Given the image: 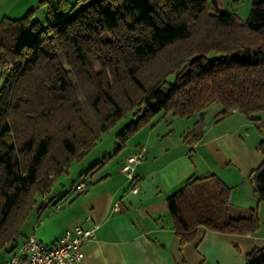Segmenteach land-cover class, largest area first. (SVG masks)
Listing matches in <instances>:
<instances>
[{"label":"trees","instance_id":"16d2710c","mask_svg":"<svg viewBox=\"0 0 264 264\" xmlns=\"http://www.w3.org/2000/svg\"><path fill=\"white\" fill-rule=\"evenodd\" d=\"M75 2L41 0L44 20L33 9L0 21V251L16 243L54 180L129 111L143 110L120 130V147L161 110L200 115L183 134L191 147L215 102L219 118L239 110L258 120L264 111V0H253L244 22L221 0ZM258 151L264 156V138ZM251 178L264 200V160ZM230 190L209 174L168 197L182 243L200 225L242 235L260 228L258 208L233 214ZM246 256V264H264V247Z\"/></svg>","mask_w":264,"mask_h":264},{"label":"crops","instance_id":"0c3cea01","mask_svg":"<svg viewBox=\"0 0 264 264\" xmlns=\"http://www.w3.org/2000/svg\"><path fill=\"white\" fill-rule=\"evenodd\" d=\"M40 1L0 0V21L20 18L33 9L34 19L44 20L47 7ZM259 117L251 120L239 110L222 118L217 115L205 123L203 138L192 147L183 141L185 132L175 137L169 130L155 137L149 132L124 150L118 165L106 169V163V172L92 176L84 191L61 196L50 191L41 197L43 206L31 212L16 243L0 251V264L30 233L53 245L74 223L97 227L96 238L83 245L85 256L78 264H246V255L264 247V200L254 191L251 178L264 160L258 151L264 138V111ZM260 120L263 128L256 125ZM142 148L146 154L135 168L139 186L135 193L121 168L127 156ZM209 174L231 188L235 216L258 208L261 226L255 233H222L200 225L192 239L181 242L167 199L189 179ZM116 203L121 204L119 211L113 209Z\"/></svg>","mask_w":264,"mask_h":264},{"label":"rangeland","instance_id":"374dc122","mask_svg":"<svg viewBox=\"0 0 264 264\" xmlns=\"http://www.w3.org/2000/svg\"><path fill=\"white\" fill-rule=\"evenodd\" d=\"M75 1L77 0H67V3L69 2L76 3ZM221 1L226 6V9L236 13L239 22H244L245 20H247L252 9L251 7L253 6V0H221ZM81 3L83 4L84 2ZM109 38H110L109 34H106L103 37V39H109ZM96 69L99 71L100 68L96 66ZM69 75L72 81H75L74 79H76V77L73 76L72 71L69 72ZM168 77L170 81L172 82L174 81L175 77L173 75H169ZM0 81H3V77L1 73H0ZM80 90L77 93H78V98L80 99V103L82 104L81 106L85 107V109L88 112H90L89 106H87V102L85 101L83 94L80 93L81 92ZM222 108L223 107L220 102H215L211 104L205 110L204 113L205 123L215 120V118L218 115V112H220ZM142 112L143 110L138 111L136 109L129 111L127 114L120 117V119L115 124H113L108 130L101 133L100 138L96 143V146L90 152H88L84 157H81L80 160L76 159L72 161L71 165L69 166V170L59 175L54 180L53 184L51 185L52 186L51 194L56 193L59 196H61L63 193L66 192L77 193L76 184H78L80 181H86L90 183L92 176H97V174H104L106 172L104 167L107 164L108 166H106V169L112 165L114 166L118 165V163L123 159L121 155L124 152V150L126 148H130L132 146L137 145L138 144L137 142H139L140 138L148 135L149 132L152 133L153 137H155L158 134H162L163 130H169L170 132H173L172 134L174 137L179 136L183 132H186L189 128L193 127L194 123L200 118V115L198 114H194L190 117H180V115L174 116L173 113L167 112L166 110H161L152 116L149 123L144 124L139 129H137L136 132L130 135L123 143L124 145L120 147L119 144L120 141L118 137L120 130L128 126L130 122L135 121L138 118L137 116L140 115V113ZM242 114L245 115V113ZM93 117L94 116L90 114L89 119H91V121L94 123L95 120L93 119ZM262 124H263V120L262 121L260 120V122H258V124L256 125L263 128ZM127 158L128 156L126 157L125 162ZM102 162L105 163L97 166L96 168L94 167L95 165H98L99 163ZM102 169H104L103 173H101ZM38 199L39 202L42 201L41 197H39Z\"/></svg>","mask_w":264,"mask_h":264},{"label":"built area","instance_id":"2783aa9c","mask_svg":"<svg viewBox=\"0 0 264 264\" xmlns=\"http://www.w3.org/2000/svg\"><path fill=\"white\" fill-rule=\"evenodd\" d=\"M146 149L129 155L121 170L126 174L130 183V191L138 192L137 177L135 168L145 159ZM86 181L76 184L77 192L84 191ZM60 205H57L59 208ZM120 203L114 206L115 211H119ZM97 227L86 228L81 224L70 225L59 239L49 245L39 238L35 233H30L22 245L13 251L12 256L5 259L1 264H78L85 256L83 245L96 238Z\"/></svg>","mask_w":264,"mask_h":264}]
</instances>
